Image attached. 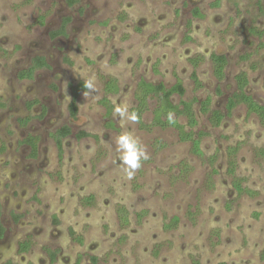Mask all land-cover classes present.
Masks as SVG:
<instances>
[{"label": "rangeland", "instance_id": "rangeland-1", "mask_svg": "<svg viewBox=\"0 0 264 264\" xmlns=\"http://www.w3.org/2000/svg\"><path fill=\"white\" fill-rule=\"evenodd\" d=\"M214 1L0 0V145L7 147L0 154L6 227L0 264H75L81 254V264H92L90 255L99 264H264V126L243 103L220 126L212 124L211 111L201 110L210 97V109L225 114L235 75L244 70L249 93L264 105V35L248 31L252 24L264 29V1ZM196 7L202 17L193 15ZM213 53L228 57L222 80L214 75ZM38 56L48 67L32 80L19 79ZM179 79L185 93L173 94L172 102L195 99L197 124L190 127L187 116L176 113L174 119L200 138L202 154L176 126L154 122L158 97H148L141 121L122 127L115 114L119 103L129 113L139 104L141 80L170 88ZM111 80L118 93L107 91ZM85 81L93 88L79 90L72 116L67 95L72 98L71 86ZM33 100L39 103L31 108ZM66 124L72 134L60 159L50 133ZM125 128L149 153L131 177L115 143ZM82 131L90 135L78 136ZM29 134L41 139L36 159L23 142ZM236 145L230 173L228 147ZM235 178L245 188L241 193ZM89 195L90 206L82 201ZM118 204L129 210L127 226ZM174 216L178 225L167 228ZM27 237L33 246L21 253Z\"/></svg>", "mask_w": 264, "mask_h": 264}, {"label": "trees", "instance_id": "trees-1", "mask_svg": "<svg viewBox=\"0 0 264 264\" xmlns=\"http://www.w3.org/2000/svg\"><path fill=\"white\" fill-rule=\"evenodd\" d=\"M197 15H200L199 11L196 10L195 12ZM64 28L58 31H54L53 34L57 35L59 33L64 32ZM255 34H262V32L257 31L254 29ZM212 60H213V65H214V75L219 79L222 80L225 76V67L227 64V58L224 54H213L212 55ZM195 65L199 64L198 59H193L192 60ZM48 66V63L45 59V57L38 56L35 57L32 64L30 65L29 68L23 69L19 72V78L24 79V78H33L34 73L37 69ZM195 78L197 79L196 75ZM237 82H238V91L234 93L232 97L229 98L228 103L226 105L227 108V114H231L233 109L237 106L238 103H244L247 107L248 110V115L249 114H255L258 116L261 124L264 126V105L259 104L254 98L247 94L245 87L248 84V78L245 72L239 73L236 77ZM106 88L107 91H117L118 90V85L115 80H111L106 83ZM84 82L80 83L77 86H73V98L70 103L69 109L70 113L72 116H75L78 112V104H77V97H78V92L79 90H84ZM175 93L179 94H184L185 93V87L183 86L182 81L179 79L177 83L170 88H167L164 83L160 84H153L150 82H147L145 80H141L138 84V87L136 89V97L139 101V104L132 109V112H136L138 115V120L141 121V116L143 110L147 107L148 104V97L154 96L158 97L160 100L159 106L155 109L154 111V122L158 124H173L176 126L180 133H181V138L182 140H193L194 144V150L198 154H202V151L200 149V138L194 139V132L193 131H186L184 128V125L179 124L176 119H174L173 122H169L168 120V113H176L177 115H185L188 118V125L190 127H193L197 124V119L195 117V113L193 110V104L194 100H182L180 104H175L172 102L171 96ZM210 97L207 98L205 101L202 102V112L208 113L211 111L210 115V120L214 126H219L225 116V114L218 110H211L210 109ZM104 102L106 105L109 107V113L113 109V105L110 103V100L107 98L104 99ZM33 104V103H32ZM31 106V104H30ZM165 117V118H164ZM27 122L26 119H24L23 123ZM71 133V128L67 125L62 127L61 129L58 130L57 133L54 134V137L56 138L58 142V146L60 151L62 152V139L63 137L69 135ZM87 135L85 131L80 133V136ZM28 142H33L32 139H28ZM32 150H33V155L36 154V149L37 146L32 144ZM4 146L0 148V152L4 150ZM238 150V145L236 146H230L228 147V153H229V172L234 173L235 172V159L234 156L236 155ZM234 186L238 193H241L245 190V188L242 186V182L235 178L234 180ZM5 231L4 226L2 225L0 221V237L3 236ZM28 244H22V251H26L28 249ZM7 264H11L10 262Z\"/></svg>", "mask_w": 264, "mask_h": 264}, {"label": "flooded vegetation", "instance_id": "flooded-vegetation-1", "mask_svg": "<svg viewBox=\"0 0 264 264\" xmlns=\"http://www.w3.org/2000/svg\"><path fill=\"white\" fill-rule=\"evenodd\" d=\"M264 0H259V2H260V4L263 2ZM220 2H221V0H216V1H214V5H216V6H218V5H220ZM196 10H198L199 11V13H200V15H197L195 12H196ZM193 15L195 16V17H202L203 16V13L200 11V9L198 8V7H196L195 9H194V11H193ZM254 29H256L257 31H260V32H262V34H255L254 33ZM248 31H249V33L251 34V35H255V36H258V37H263V35H264V29H259V28H257L255 25H250L249 27H248ZM214 54V53H213ZM212 54V55H213ZM216 54V53H215ZM218 54V53H217ZM212 55H211V58H212ZM225 56H226V58H227V64H226V67H225V76H226V69H227V67H228V64H229V60H228V57H227V55L226 54H224ZM246 56L248 57V56H250L249 54H245V55H243L242 56V58H246ZM43 57V56H42ZM46 59V58H45ZM193 59H198V61H199V57L196 55V56H194V57H192L191 59H190V61H191V63H192V65L194 66V67H196L197 65H195L194 64V62L192 61ZM47 61V60H46ZM48 63V62H47ZM253 65H251V67L253 66V67H255V63H252ZM30 66H28V67H26V68H29ZM45 67H48V66H45ZM26 68H23V69H26ZM42 68H44V67H42ZM22 69V70H23ZM39 69H41V68H39ZM39 69H37L36 71H35V73H34V76H33V78H24V79H21V78H19V72L21 71H19L18 72V78L19 79H21V80H32V79H34V77H35V75H36V72L39 70ZM242 72H245L246 73V75H247V72L244 70V71H241V72H239V73H242ZM238 73V74H239ZM238 74H236L235 75V79H236V77H237V75ZM225 76H224V78H225ZM247 78H248V84H247V86L245 87V90H246V92H247V94H249V95H251L250 93H249V91H248V86H249V84H250V80H249V77H248V75H247ZM219 80V79H218ZM146 81V80H145ZM148 82V81H147ZM80 83H82V82H79V83H77V84H74V85H72L71 87L73 88V86H77V85H79ZM150 83H152V82H150ZM139 84V83H138ZM153 84H155V83H153ZM160 84V83H159ZM263 87H264V77H263ZM73 90V89H72ZM119 90H120V86L118 85V90L117 91H109V94H113V93H118L119 92ZM236 91H238V82H237V79H236V90L234 91V93L236 92ZM234 93L232 94V96L234 95ZM232 96H230V97H232ZM252 97H253V95H251ZM229 97V98H230ZM73 98V97H72ZM254 98V97H253ZM77 99H78V97H77ZM106 99V98H105ZM107 99L109 100V98L107 97ZM229 100V99H228ZM254 100H255V98H254ZM72 101V100H71ZM257 101V100H256ZM258 102V101H257ZM33 103V104H32ZM37 103H39V100H33V101H31V108L33 107V105H35V104H37ZM71 103V102H70ZM103 103H104V105H106L105 104V102H104V100H103ZM228 103V102H227ZM259 103V102H258ZM77 104H78V102H77ZM238 104H242V103H238ZM237 104V105H238ZM244 104V103H243ZM259 104H261V103H259ZM227 105V104H226ZM261 105H263V104H261ZM69 106H70V104H69ZM107 106V109H106V116H107V118L108 119H110L111 117H112V111L109 113V107H108V105H106ZM247 112H248V110H247ZM228 112H226L225 113V116H224V118L226 117V115H229V114H227ZM71 114V113H70ZM254 114V113H253ZM224 118H223V120H224ZM24 119H26L27 120V122L25 121V123H23V121H24ZM30 120H31V116H28V117H24V118H21L20 119V124L23 126V125H27L29 122H30ZM223 120H222V122H223ZM260 121V120H259ZM222 122H221V124H222ZM261 123V122H260ZM220 124V125H221ZM67 126H69L68 124H66ZM108 125L109 126H114V124H113V121L111 120V121H109L108 120ZM219 125V126H220ZM262 125V124H261ZM65 125H63V126H61L60 128H58V129H56L55 131H53V132H51L50 133V137L52 138V140H53V142L55 143V145H56V147H57V149H58V152H59V158L60 159H62V152L60 151V149H59V146H58V142H57V140H56V138L54 137V134L55 133H57L58 132V130L59 129H61L62 127H64ZM70 128H71V126H69ZM83 132V131H82ZM82 132H80V133H82ZM87 133V135H84V136H81V137H85V136H88V135H90L88 132H86ZM72 134V128H71V133L69 134V135H71ZM69 135H67V136H65V137H63V139H62V151L64 150V144H65V139L69 136ZM80 134H78V136H79ZM28 139H32V143L31 142H28L27 140ZM40 137L38 136V135H33V134H29V135H27L26 137H25V139L23 140V142H24V144H27L28 146H29V157L30 158H33V159H36L38 156H39V151H40V146H39V143H40ZM35 143V145L37 146V149H36V154L35 155H33V150H32V144H34ZM2 146H4L5 148H4V150L2 151V152H0V154H2V153H4L5 151H6V149H7V147H6V145L5 144H1L0 145V148L2 147ZM83 203L84 204H86V205H93L94 204V196L93 195H89V196H87V197H85L83 200ZM116 210H117V214H118V218H119V220H120V223L122 224V226L124 227V226H127L129 223H130V215H129V210L127 209V207L125 206V205H123V204H118L117 205V208H116ZM140 216H143V213H141L140 214ZM17 217V216H16ZM140 218V217H139ZM142 218V217H141ZM179 220H180V218L178 217V216H174L173 217V219L171 220V222L169 223V224H167L166 225V227L167 228H170V227H174V226H177L178 225V222H179ZM0 221H1V223H2V225L4 226V228H5V231H4V234H3V236L2 237H0V239H2V238H4V236H5V233H6V227H5V225L3 224V222H2V220L0 219ZM70 234H71V236L73 237V238H75L76 240H77V242L78 243H80V244H82L83 243V237L81 236V235H77L76 234V232H75V230L74 229H71V231H70ZM28 244V249L26 250V251H22L21 250V248H22V244ZM33 246V240H32V238L31 237H27L25 240H23V241H21L20 243H19V247H18V250H19V252H21V253H25V252H28L30 249H31V247ZM82 254L81 255H79L78 256V259H77V261H76V263L75 264H81V260H82ZM51 259L54 261L55 260V255H54V253L53 252H51ZM90 260H91V263L92 264H99V257H97V256H95V255H90ZM11 263V264H13L11 261H8V262H6L5 264H7V263Z\"/></svg>", "mask_w": 264, "mask_h": 264}, {"label": "clouds", "instance_id": "clouds-1", "mask_svg": "<svg viewBox=\"0 0 264 264\" xmlns=\"http://www.w3.org/2000/svg\"><path fill=\"white\" fill-rule=\"evenodd\" d=\"M84 88L92 89L93 84L91 81L84 82ZM67 92V91H66ZM88 93L84 92V96L87 97ZM69 99H72L67 95ZM128 105L119 103L116 105L115 114L121 118V126H125V121L136 122L138 115L136 112L129 113ZM169 122L174 121V114L168 113ZM117 151L121 154V161L126 166L125 170L128 176L131 177L134 171L141 167L142 161L149 159V153L147 149L142 146L140 139L133 135V133L125 128V131L116 138Z\"/></svg>", "mask_w": 264, "mask_h": 264}]
</instances>
